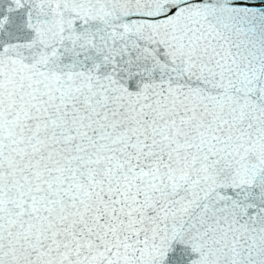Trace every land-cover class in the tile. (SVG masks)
<instances>
[{"label":"snow or ice","instance_id":"6c2138e0","mask_svg":"<svg viewBox=\"0 0 264 264\" xmlns=\"http://www.w3.org/2000/svg\"><path fill=\"white\" fill-rule=\"evenodd\" d=\"M0 264H264V0H0Z\"/></svg>","mask_w":264,"mask_h":264}]
</instances>
